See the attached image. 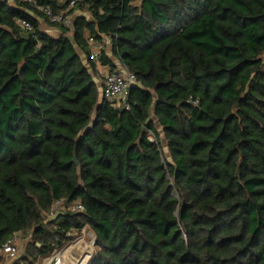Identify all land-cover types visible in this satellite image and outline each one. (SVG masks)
<instances>
[{
  "label": "trees",
  "instance_id": "trees-1",
  "mask_svg": "<svg viewBox=\"0 0 264 264\" xmlns=\"http://www.w3.org/2000/svg\"><path fill=\"white\" fill-rule=\"evenodd\" d=\"M69 1L0 0V245L30 235L7 264L84 227L91 264H264V0H77L71 27L39 10ZM87 35L136 77L128 110L99 96Z\"/></svg>",
  "mask_w": 264,
  "mask_h": 264
},
{
  "label": "built area",
  "instance_id": "built-area-1",
  "mask_svg": "<svg viewBox=\"0 0 264 264\" xmlns=\"http://www.w3.org/2000/svg\"><path fill=\"white\" fill-rule=\"evenodd\" d=\"M76 2L77 0H70L66 7L61 8L56 12H53L49 7H39V10L44 15H46V17L51 22L61 23L65 27H71L72 18L69 12L74 7ZM19 24L25 30H31L32 28L30 23L25 20H21ZM109 42L110 38L108 36H102L100 40L95 39L91 35L86 36V43L88 46V57L93 63L101 65L98 61L99 52L103 48V46L105 44H109ZM136 82V77L130 72H128L122 65L114 70L109 69L108 72L105 74L104 80L102 82V99L109 102L111 106H123L126 110H128V97L130 88L132 85L136 84ZM149 140L155 141V137L150 134ZM67 207L75 210L83 209V206L79 202L69 204ZM61 208H64L63 202H55L51 212L48 215L53 216ZM22 234L23 233L21 232L16 233L10 238H8L2 245H0V261L1 259L13 260L18 257L20 238Z\"/></svg>",
  "mask_w": 264,
  "mask_h": 264
},
{
  "label": "rangeland",
  "instance_id": "rangeland-1",
  "mask_svg": "<svg viewBox=\"0 0 264 264\" xmlns=\"http://www.w3.org/2000/svg\"><path fill=\"white\" fill-rule=\"evenodd\" d=\"M11 3L12 2L10 1V4ZM104 46L107 52L110 54V51H108V49L110 48V44H105ZM90 64L95 65L93 69L91 68V65L88 68L90 69L92 76H94L93 78L99 83V86H101L104 80V76L108 72V69L105 68V71L99 74L97 69H95V67L98 64L96 63H90ZM93 239H94V234L92 233V231L88 227H84L81 231L73 232L70 236V239L67 242H65L59 248H55L50 254L41 257L35 264H52L57 260V254L61 253L62 251L64 254L66 253L65 251L67 252L70 251L69 253L65 254L64 262H62V264H73L75 262L81 263L80 259H85L84 256L87 254L86 245H89V247L91 248V257L90 259L89 257L85 259V264H91V262L95 257V252H96V246L93 242L94 241ZM29 240H30L29 233L23 232L19 244V254H18L19 257L22 256L23 251ZM51 259H54L52 263H51ZM46 260H50V262L49 261L47 262ZM4 261L7 262L8 260H4Z\"/></svg>",
  "mask_w": 264,
  "mask_h": 264
},
{
  "label": "crops",
  "instance_id": "crops-1",
  "mask_svg": "<svg viewBox=\"0 0 264 264\" xmlns=\"http://www.w3.org/2000/svg\"><path fill=\"white\" fill-rule=\"evenodd\" d=\"M8 1H9V2L11 1V2H12V0H8ZM79 14H84V15H86L87 18H90V17H91L89 13H83L82 11H79V10H77V11L71 13L70 15H71V18L73 19V17H76V16L79 15ZM40 23H41V25H40L41 30H42L43 32H45L46 34L50 35L51 37H58V36L61 34V32H60L57 28L52 27V26L46 24L42 19H40ZM69 35H70V34H69ZM105 50H106V49H105ZM108 51H110V48L108 49ZM106 52H107V50H106ZM107 53H108V52H107ZM79 54H80V56H81V59H82L83 63H84L87 67H89L90 64H89V62H88L87 57H86L85 55H83L80 51H79ZM114 63H115L116 65H118L117 68L120 67V64H119L118 61L115 60ZM105 68H107V67H106V66H103V65H97V66L95 67V69H97V71H98L99 74L102 73L103 71H105ZM107 69H108V68H107ZM108 70H109V69H108ZM95 71H96V70H95ZM93 77H94V76H93ZM93 79H94V78H93ZM94 81L96 82L97 89H98V91H99V96H101V95H102V94H101V92H102V84H101V86H99V83H98L95 79H94ZM101 97H102V96H101ZM0 264H7V262L4 261L3 259H1Z\"/></svg>",
  "mask_w": 264,
  "mask_h": 264
},
{
  "label": "bare ground",
  "instance_id": "bare-ground-1",
  "mask_svg": "<svg viewBox=\"0 0 264 264\" xmlns=\"http://www.w3.org/2000/svg\"><path fill=\"white\" fill-rule=\"evenodd\" d=\"M92 244V243H91ZM86 248H87V254L84 256V258L85 259H87L88 257H89V259H90V257H91V248L89 247V245H86ZM66 253L65 254H67V253H69L70 251H65ZM65 254L63 253V251L61 252V253H58L57 254V260H56V263L55 264H62V262H64V258H65ZM85 259H80V261H81V263L80 262H75V263H73V264H85ZM54 259H51V263H52V261H53ZM47 262L49 261L50 262V260H46Z\"/></svg>",
  "mask_w": 264,
  "mask_h": 264
},
{
  "label": "water",
  "instance_id": "water-1",
  "mask_svg": "<svg viewBox=\"0 0 264 264\" xmlns=\"http://www.w3.org/2000/svg\"><path fill=\"white\" fill-rule=\"evenodd\" d=\"M94 244H95V235H94Z\"/></svg>",
  "mask_w": 264,
  "mask_h": 264
}]
</instances>
